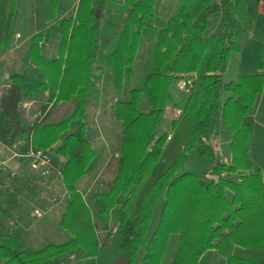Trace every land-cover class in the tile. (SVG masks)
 Segmentation results:
<instances>
[{
  "label": "trees",
  "instance_id": "trees-1",
  "mask_svg": "<svg viewBox=\"0 0 264 264\" xmlns=\"http://www.w3.org/2000/svg\"><path fill=\"white\" fill-rule=\"evenodd\" d=\"M7 1L3 51L13 45L11 24L17 16L16 0ZM158 1L122 0L114 49L101 57L115 89L132 88L127 99L113 105L121 126L113 176L105 191L86 201L75 183L97 159L86 108L93 70L100 66H94L100 52L95 11L105 0H83L78 21L64 18L46 31L67 53L68 42L83 28L78 54H64L62 62L60 56L29 52L38 73L23 67L8 76L0 93V144L11 148L24 139L63 159L59 173L67 199L58 227L67 237L30 246L14 220L17 213L27 220V206L16 208L14 189L4 192L0 180V264H200L212 251L225 264H264V180L248 159L252 108L264 87V51L259 72L229 82L221 78L230 56L240 52L252 17L242 0H182L164 19ZM54 7L51 0L52 14ZM57 102H71L72 108L64 118L48 120L47 105ZM173 109L180 114L170 121V132L163 131L165 113ZM211 125L229 133V166L206 141ZM190 154L218 181L190 170ZM224 171L238 177L226 179ZM173 238V257L164 262Z\"/></svg>",
  "mask_w": 264,
  "mask_h": 264
},
{
  "label": "rangeland",
  "instance_id": "rangeland-1",
  "mask_svg": "<svg viewBox=\"0 0 264 264\" xmlns=\"http://www.w3.org/2000/svg\"><path fill=\"white\" fill-rule=\"evenodd\" d=\"M54 1V14H52L51 0H16L17 16L11 24L13 45L7 51L0 50V78L3 76V81L8 79L11 72L21 70L22 68L20 66H22V64L23 67L38 73V67L28 58L29 52L41 53L49 59L58 58L60 56L62 62H65L64 54H78V49L82 47L84 40L83 34L85 31H83V28L82 31H79L73 39L68 42L71 48H69L67 53L59 51V38L56 36H47L46 31L55 21L59 22L64 18H71V20L74 21L78 11L80 9V12L83 10L84 4H81L83 0ZM198 1L199 0H187L186 2L189 4H196ZM174 2L177 7L182 5V0L158 1L157 13L161 18L166 19L171 15V11L168 9L171 8ZM7 4V0H0V31L8 13ZM122 7V0H105L104 6L100 10L95 11V15L97 14L100 18L98 26V46L100 52H98L97 58L101 60L102 63H99L100 66L98 71H96L97 76H93L95 78L94 87L87 98L86 121L87 134L91 146L97 154V159L91 171L75 183V188L84 201L90 198L95 192L105 191L108 185L107 183H109L113 176L119 139L121 137L120 123L115 120L112 115L113 105L117 100L127 99L130 88H132L131 86H126V84L121 90L115 89L112 81L113 74H111V70L105 66V62L101 58L105 53L107 54L114 49L113 40L119 31L118 23L120 22V15H118V13L123 9ZM86 8L87 10L91 9L92 4L91 6L90 4L86 5ZM53 17L54 19H52ZM76 20L78 21V19ZM89 20L90 19H88V21ZM34 36L36 38H33ZM1 38L2 37H0V41ZM227 67L228 71L221 77L223 82L234 80L236 69L234 59L229 62ZM143 75V70L135 75V79H138L137 82L142 79ZM96 77H98V80H96ZM45 95H47V92ZM260 95L261 93L257 95L253 105V108H256V112L253 129L251 131L252 138H250L248 145V159L251 163L252 170L258 171L261 179L264 180V94L259 98V102L256 104ZM49 107L51 111L48 120H57L69 114L72 105L71 102H57L55 107H53L51 103H48L47 109ZM171 113H165L163 131L170 132L169 123L172 119L176 118L172 110ZM228 137L229 133L222 125H211L206 137V141L211 145L212 151L213 147L221 151V156H219V158L226 166L230 165L229 154H227L229 152V146L225 143ZM214 141L216 143H214ZM11 148L13 152L15 150H20L21 152L23 149V151H26L34 147L25 144V146H12ZM223 151L226 154H224ZM7 155L12 158L11 152H7ZM45 155H47L50 164V172L47 180H40L38 178L40 169L32 167L29 161L22 157H19V159H23L25 162L24 168L19 166L15 169H9L7 167L8 170H14L17 173L16 178H10L6 173H3L4 192L14 189L13 193L15 196L20 195L21 198L20 200L14 199L15 207L24 209L27 206V220L20 222V220H17L18 217H15L14 220H17V228L21 229V234L30 246L33 247L41 246L45 242H62L67 237V234L58 227L63 213L64 202L65 199H67V191L63 189L64 187L60 178L61 174L59 173L63 159L56 155L52 157V154H48L47 152ZM189 164V169L195 171L198 175H203L206 179L211 177L207 174L206 163L195 154H190ZM19 169L22 170V176L18 173ZM28 174H30L29 176L31 177L24 180V177ZM222 176L226 179L238 177L237 174H231L226 171L222 173ZM32 179L36 182L35 184L31 182ZM20 184L22 185V189L17 193L16 191ZM35 208L41 211L39 217L32 215V210ZM17 214L20 216L19 213ZM174 248L175 238L169 242L163 260L164 262H168L172 259ZM93 263V260L84 261V264ZM200 264H225V261L212 251L202 256Z\"/></svg>",
  "mask_w": 264,
  "mask_h": 264
},
{
  "label": "crops",
  "instance_id": "crops-1",
  "mask_svg": "<svg viewBox=\"0 0 264 264\" xmlns=\"http://www.w3.org/2000/svg\"><path fill=\"white\" fill-rule=\"evenodd\" d=\"M242 3H243V7H244L245 12L252 17L250 30H249L247 38L244 40V42L242 44V48H241L240 52L230 56V58L227 62V65H226V69L221 74V77H222L223 74H225L228 71L227 66H228L229 62L232 59H234V62L236 63L235 76L233 78L234 80L238 77L239 74H253V73L259 72L260 71V63H261V60L263 57L262 52L264 51V0H242ZM177 8L178 7H177L176 3L174 2V4L168 10H170L171 14H172ZM0 56H1V54H0ZM99 63H102V61L97 58L94 66L100 65ZM20 67L23 68V64ZM26 69H29V68H26ZM96 71H98V70L97 69L93 70L94 76H97ZM3 78H4L3 76H1V78H0V93H1V90L6 86V82H7V79L5 81H3L4 80ZM97 78L98 77H96V80H98ZM262 90L263 91H261V95H260V97H258V101L256 102V104L259 102V98H261L264 94V87ZM255 112H256V108H253V110H252V121H253L252 122V129H253L254 120H255ZM166 113H171V110L166 111ZM251 138H252V134H251ZM21 140L23 141L24 144L19 145L16 143L13 145V147L14 146H25V144H27L24 139H21ZM229 141H230V137L226 138L225 143L228 146H229ZM214 143H216V142L214 141ZM15 151L18 152L20 150H15ZM7 152H11L12 158H11V156L7 155ZM224 154H226V153L224 152ZM227 154H229V152ZM13 156L14 155H13L12 148L4 147L0 144V165L2 163H5L9 169L10 168L15 169V168H18L19 166L24 168L25 162L23 161V159L22 160L19 159L20 156H14V157ZM52 157H53V155H52ZM229 158H230V155H229ZM21 172H22V170L19 169L18 173H19V175L22 176ZM29 175L30 174H28L26 177H24L25 178L24 180H27L29 177H31ZM0 180H3V173H0ZM22 184H23V182H22ZM18 189H17V191H20L22 189L21 184L18 187ZM22 218H23L22 215H21V218H20V216H18V220H20V222H21ZM85 261H88V260H85Z\"/></svg>",
  "mask_w": 264,
  "mask_h": 264
},
{
  "label": "built area",
  "instance_id": "built-area-1",
  "mask_svg": "<svg viewBox=\"0 0 264 264\" xmlns=\"http://www.w3.org/2000/svg\"><path fill=\"white\" fill-rule=\"evenodd\" d=\"M25 108H28V105L24 106ZM174 117L178 116L180 114L179 110L173 109ZM39 115V112L37 113ZM22 140H19L17 144L21 145L24 144ZM213 152L215 157L221 156V151L219 149L213 147ZM46 151L42 149H36V148H30L26 151H14V156H20L22 158H25L29 161L32 167L40 169L38 178L40 180H47L49 172H50V164L47 159V155H45ZM0 173H6L10 178H16L17 173L14 170H8L5 163H2L0 165ZM32 183H36L33 179L31 180ZM17 200H20V195L15 196ZM32 215L35 217H39L41 215V211L38 208H35L32 210Z\"/></svg>",
  "mask_w": 264,
  "mask_h": 264
},
{
  "label": "water",
  "instance_id": "water-1",
  "mask_svg": "<svg viewBox=\"0 0 264 264\" xmlns=\"http://www.w3.org/2000/svg\"><path fill=\"white\" fill-rule=\"evenodd\" d=\"M210 179H214V181H217L218 177L217 176H211Z\"/></svg>",
  "mask_w": 264,
  "mask_h": 264
}]
</instances>
